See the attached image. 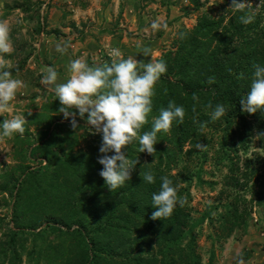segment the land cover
Here are the masks:
<instances>
[{
    "label": "trees",
    "instance_id": "1",
    "mask_svg": "<svg viewBox=\"0 0 264 264\" xmlns=\"http://www.w3.org/2000/svg\"><path fill=\"white\" fill-rule=\"evenodd\" d=\"M188 1L195 22L179 28L156 59L166 62L167 72L154 86L140 134L169 101L184 107V121L175 119L167 133L157 134L155 157L139 152L138 142L126 146L129 160L138 163L122 187L109 191L99 175L102 133L86 131L77 118V129L71 118L56 119L61 105L55 94V103L23 112L24 133L12 134L18 161L0 174V202L8 208L0 214V264H211L215 247L247 233L253 209L264 205V137H256L264 132V109L248 114L239 101L250 90L253 65L264 66V0L243 12L229 8L231 0H216L209 9L206 0ZM241 16L252 22L241 23ZM209 103L223 104L226 114L212 121ZM197 143L206 147L197 149ZM142 170H151L155 183L143 181ZM165 175L187 203L153 220L151 197ZM191 184L214 191L197 217ZM201 235L209 245L205 261Z\"/></svg>",
    "mask_w": 264,
    "mask_h": 264
},
{
    "label": "rangeland",
    "instance_id": "2",
    "mask_svg": "<svg viewBox=\"0 0 264 264\" xmlns=\"http://www.w3.org/2000/svg\"><path fill=\"white\" fill-rule=\"evenodd\" d=\"M255 1L250 0L251 3ZM215 2L216 0H206L204 8H211ZM196 14V11L191 10L188 0H11V6L4 9L0 7V21L5 19L16 44L14 58H19L17 65H21V68L18 69V67L15 72L22 75L25 89H18L6 111L0 113V123L4 119L23 117L24 111H37L44 102L49 104L56 102L53 96L55 92L49 90V86L46 87L40 83L52 60L53 46L56 44L68 43L66 52L69 54L67 57L69 63L75 59L100 62L98 55L107 56V52L110 53L108 57L112 61L118 59L116 52L126 59L121 50L122 45L131 48L137 56L135 59L146 64L151 59L156 60L161 52L168 49L177 30L181 27H190L195 22ZM153 21L161 24L166 22L168 27L166 30L161 27L154 31L151 28ZM106 34L111 37L117 36L119 40L116 44L108 45ZM103 35L104 42L107 44L100 49V52L97 53L93 49L82 51L90 44L97 48L96 37L100 39ZM144 48L150 49L151 56L145 57L141 53ZM131 51L129 53L134 58L135 54L133 55ZM4 59L10 60L11 56L8 55ZM61 62L59 61L58 64ZM6 68L2 70L11 72L10 68L9 70ZM2 70L0 68V71ZM54 115L56 119L66 120L63 113H54ZM76 118L82 122L86 131H95L87 120L79 116ZM29 132L33 140L34 130L31 126ZM13 145L12 135L4 136L3 129L0 127V174L9 171L18 161V156L16 157L14 153L16 148ZM28 164L31 167L36 166L37 159L34 157ZM205 166L208 168L207 165ZM204 178L209 177L206 174ZM192 184L190 205L192 216L197 217L203 205L211 201L214 191L207 188L199 189ZM0 203V214L7 213L8 208L2 205V202ZM7 218L5 219L8 222ZM249 223L251 226L247 233L238 238L240 242L235 243L230 240L232 245H235L234 250L231 249L230 252H234L237 259L254 256L259 261L264 258L262 252L264 251V245L262 246L264 205L253 209ZM202 232V234L205 233V225L202 226ZM198 245L205 261L209 245L202 235L198 238ZM228 246L226 244L225 247H215V257L222 253V248H225V253L228 254L230 250ZM224 257L220 259L222 262ZM256 260L254 262L257 264Z\"/></svg>",
    "mask_w": 264,
    "mask_h": 264
},
{
    "label": "clouds",
    "instance_id": "3",
    "mask_svg": "<svg viewBox=\"0 0 264 264\" xmlns=\"http://www.w3.org/2000/svg\"><path fill=\"white\" fill-rule=\"evenodd\" d=\"M251 7L250 0H231L229 8L233 11L243 12ZM240 22L248 24L252 17L241 16ZM167 29V23L153 21L151 28L159 30ZM9 25L0 21V53L10 54L13 51L9 42ZM181 38L184 34L181 33ZM68 43H58L56 51L64 53L67 51ZM145 57L151 56L149 48L141 52ZM118 59L104 65L89 66L82 59H75L70 62V76L66 83L56 84L57 71L49 67L46 74L41 78L40 83L46 87L55 85L50 90L54 91L60 101L58 111L63 113L65 119H70L72 129L79 127L77 115L84 118L87 114V123L96 132L102 133V142L99 147L97 160L103 165L99 175L104 179L109 191L122 187L126 181L132 179V171L138 163L136 160H129L125 148L134 142L139 143V152H146L154 156L157 142V134L161 131L167 133L172 122L178 119L183 123L185 109L177 106L174 101H169L166 108L159 110V115L153 118L151 129L140 130L148 123L147 116L152 111V97L155 95L154 86L161 75L167 72L166 62L153 60L144 64L135 58L127 59L115 53ZM4 67L0 61V68ZM254 73L250 84V90L239 101L241 111L248 114H255L264 109V66L254 64ZM214 81L209 78V83ZM25 87L23 81L11 77L9 71H0V113L6 111L9 102L14 99L18 89ZM166 91V90H165ZM193 100H198L193 96ZM209 108L213 105L209 103ZM76 109L77 111H73ZM196 109L193 107V112ZM226 107L217 104L210 114L212 121L219 120L226 114ZM26 119L16 116L4 119L0 123L3 135L8 137L13 133L23 134ZM257 138L264 137V132H258ZM197 149L203 150L206 145L197 143ZM109 153H113L109 155ZM139 175L143 181L149 184L155 183V175L151 170H142ZM159 191L154 192L151 197V204L156 210L152 213L153 220H165L172 215L177 204L184 207L186 198H177V188L168 176H162Z\"/></svg>",
    "mask_w": 264,
    "mask_h": 264
},
{
    "label": "crops",
    "instance_id": "4",
    "mask_svg": "<svg viewBox=\"0 0 264 264\" xmlns=\"http://www.w3.org/2000/svg\"><path fill=\"white\" fill-rule=\"evenodd\" d=\"M9 6H11V0H0V7H1V9H4V7L6 8V7H9ZM2 21L5 22V19H2ZM106 36L108 37V40H107L108 45H110V44H116L117 41L119 40L117 36L111 37V35H109V34H106ZM103 37L105 38L104 35L101 36L100 39L98 37H96L97 40L95 41V44L97 45V48H96L95 45H91L90 44L89 47L84 48L82 51L84 52V51H87L86 49H89V50L93 49V50H96L97 53L100 52L101 51L100 49L104 48V45L107 44V43L104 42V38ZM9 42L12 45L13 51L10 54L0 53V61H2L3 64H4V67H2L1 70L3 68H5V67H7L6 70H9V68L11 70H16L18 68V65L17 64L19 63V58L18 59L17 58L16 59L14 58V54H15L14 48L16 47V44L14 43V41H13V39L11 37V33L10 32H9ZM53 47H54V51L52 52L53 53L52 54V60H51L50 64L48 65V68L51 67V68H54L57 71L58 76H57L56 84L66 83L67 80H68V78H69V76H70V74H71L70 71H69L70 63H69V61H67L68 60L67 57H69V54L67 52L58 53L56 51V46H53ZM121 47H122L121 50L124 53L123 56L126 57V59L128 57H132L133 58V56L129 53V51L132 50L131 48H128L127 46L124 47L122 45H121ZM131 52H133V51H131ZM134 54L135 53L133 52V55ZM8 55L11 56V59L10 60L4 59ZM136 57L137 56L135 54V57L134 58H136ZM70 60H72V59H70ZM59 61H62V62L58 64ZM11 77L14 78V79H19V80L23 81L24 84H25V81L22 78V75L20 73L14 72V75H12ZM49 87H50L49 88V90H50L51 88H54L55 85H51ZM23 88L25 89V87H23ZM52 92H54V91H52ZM226 244H228L229 245L228 247L230 248V250H228V254L225 253V250L226 249L225 248H222V253L219 256L215 257L211 264H256L254 261L256 260L257 257L248 256L247 258H239V259H237L234 256L235 253L234 252H232V253L230 252L231 249L234 250V248H235L234 246L235 245H232L233 243L230 241V239H228L226 241V243H224L222 246L225 247ZM263 245H264V240H262V246ZM262 252L264 253V251H262ZM221 257H224L222 259L223 262L220 260ZM256 262H257V264H264V258L262 260H259V261L256 260Z\"/></svg>",
    "mask_w": 264,
    "mask_h": 264
},
{
    "label": "built area",
    "instance_id": "5",
    "mask_svg": "<svg viewBox=\"0 0 264 264\" xmlns=\"http://www.w3.org/2000/svg\"><path fill=\"white\" fill-rule=\"evenodd\" d=\"M106 55H107V57H108V56H110V53L107 52ZM103 57H105V56H102L101 54H99V55H98V59H99V61H101V60L103 59Z\"/></svg>",
    "mask_w": 264,
    "mask_h": 264
}]
</instances>
